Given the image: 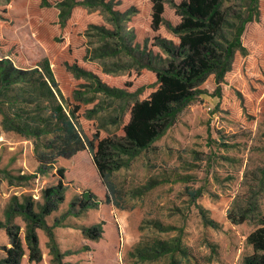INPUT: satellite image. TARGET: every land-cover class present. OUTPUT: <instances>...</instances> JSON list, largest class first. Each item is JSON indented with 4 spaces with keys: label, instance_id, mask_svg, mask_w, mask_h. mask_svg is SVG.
<instances>
[{
    "label": "rangeland",
    "instance_id": "rangeland-1",
    "mask_svg": "<svg viewBox=\"0 0 264 264\" xmlns=\"http://www.w3.org/2000/svg\"><path fill=\"white\" fill-rule=\"evenodd\" d=\"M58 1L0 0V258L11 246L8 226L23 248L20 264H167V255L155 251L159 242L194 248L204 260L214 250L227 258L224 264H240L252 253L245 237L264 213V0L245 25L240 37L245 51L235 50L220 89L209 76L165 133L112 171L106 186L87 152L56 159L67 186L63 201L44 220L59 252H53L45 229L36 227L38 254L29 259L21 205L38 211L44 202L37 153L51 137L42 131L51 101L35 98V69L52 70L66 98L65 103L53 89L64 118L83 134H119L132 102L156 87L153 68L169 57L162 44L177 45L173 3L180 0H163L157 29L151 0H106L116 21L101 8L75 6L63 26ZM245 1L228 3L243 12ZM94 26L118 33L102 40ZM73 64L76 69L69 68ZM249 73L257 77L245 80ZM24 75L26 82L19 79ZM99 85L125 97L107 96ZM74 89L85 94L83 100L73 98ZM87 190L96 204L79 215L68 213L69 202ZM240 207L251 208L246 221L227 223V213ZM93 229L95 236L88 233Z\"/></svg>",
    "mask_w": 264,
    "mask_h": 264
},
{
    "label": "trees",
    "instance_id": "trees-1",
    "mask_svg": "<svg viewBox=\"0 0 264 264\" xmlns=\"http://www.w3.org/2000/svg\"><path fill=\"white\" fill-rule=\"evenodd\" d=\"M228 1L231 0H180L173 3L179 16L178 23L172 27V31L177 36V45L168 49L162 44L169 57L165 65L153 68L156 87L145 98L132 102L126 118L120 123L119 134L102 135L97 131L93 135L83 134L74 122L64 118L62 105L57 101L53 89L57 90L59 97L65 103L66 98L52 70L49 66L43 72L35 69L37 73L31 80L35 98L47 97L51 101L48 105L51 112L49 117L43 120L45 128L42 129L46 133L50 131L51 137L44 140L45 150L37 153L40 162L37 173L44 202L39 206L38 211L31 209L30 203L21 205V212L27 221L26 238L30 260H35L38 254L36 227L45 229L53 252L55 255L59 252L54 244L52 229L44 220V216L56 209L63 201V193L67 186L64 167L55 166L54 162L57 158L67 159L78 152H87L101 184L106 186L112 171L128 165L130 159L150 148L165 133L173 123L177 110L194 97L196 88L209 76L214 77L216 88L220 89L225 74L233 66L235 50L245 51L240 37L249 19L256 11H260L262 0H246L243 12L231 9ZM75 6L101 8L112 15V20H117L111 4L106 0H59L57 7L60 10L58 18L61 26L65 24ZM151 10L152 27L157 29L163 22V0H151ZM94 27L100 31L102 40L106 35L112 36L118 33L98 26ZM76 67L75 64L69 66L71 69ZM247 68L246 64L245 69ZM74 75L90 76V74ZM256 77L255 74L249 73L245 76V80ZM19 79L26 82L28 77L24 75ZM97 90L107 96L125 97L118 89L99 85ZM84 95L78 89L73 90V98L78 102L83 100ZM51 123L53 128H49ZM16 128L30 133L28 127ZM92 197L93 194L88 190L75 196L69 202L67 212L79 215L93 203L96 204L95 201L91 204ZM248 211H251V208L240 207L236 214L228 212L227 218L232 224L238 225L246 221ZM4 227L11 246L4 248L6 253L0 258V264H20L23 248L17 232L12 227ZM88 233L95 236L94 229L89 230ZM245 240L251 246L252 253L243 257L240 264H264V213L257 214L255 226L246 235ZM159 245L155 248L158 255L175 248L165 242H159Z\"/></svg>",
    "mask_w": 264,
    "mask_h": 264
},
{
    "label": "crops",
    "instance_id": "crops-1",
    "mask_svg": "<svg viewBox=\"0 0 264 264\" xmlns=\"http://www.w3.org/2000/svg\"><path fill=\"white\" fill-rule=\"evenodd\" d=\"M225 221L227 223L232 224L227 216L225 218ZM236 225V224H232ZM246 239V237H245ZM246 241V240H245ZM248 245V244H247ZM250 246V245H248ZM251 247V246H250ZM208 250L211 251V248L208 247ZM252 251V248H251ZM167 255V264H224L228 263V260L226 257L218 256V252L213 250L212 256H208L205 260L204 258L200 257L201 253L197 252L194 248H172L171 250H168L166 253ZM180 254L183 255V258L180 256ZM235 264V263H232Z\"/></svg>",
    "mask_w": 264,
    "mask_h": 264
}]
</instances>
